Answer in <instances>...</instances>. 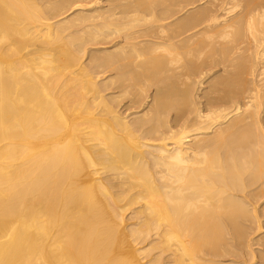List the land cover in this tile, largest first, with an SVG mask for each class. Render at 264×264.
Instances as JSON below:
<instances>
[{
    "label": "bare ground",
    "instance_id": "1",
    "mask_svg": "<svg viewBox=\"0 0 264 264\" xmlns=\"http://www.w3.org/2000/svg\"><path fill=\"white\" fill-rule=\"evenodd\" d=\"M195 1L0 0V264L256 259L264 0ZM188 61L223 65L204 108Z\"/></svg>",
    "mask_w": 264,
    "mask_h": 264
},
{
    "label": "rangeland",
    "instance_id": "2",
    "mask_svg": "<svg viewBox=\"0 0 264 264\" xmlns=\"http://www.w3.org/2000/svg\"><path fill=\"white\" fill-rule=\"evenodd\" d=\"M109 1H111L112 2V4H111V2H109ZM119 1H122V0H101V2L97 5V6H99V12H102L103 10H104V12H106L107 10H108V8H109V6H113V5H115V3L117 4ZM135 1H137V0H135ZM198 0H196L195 2L196 3H192V5L191 4H189V5H184L185 7H186V9L185 8H183V10H185V11H182L180 14H177L178 16H174L175 18H177V17H180V16H184V15H188V14H192V13H195L196 12V10H201V9H203V7L205 8V6L206 5H209L210 6V0H199L198 2H197ZM229 2V3H232V1H230V0H226V2ZM209 2V3H208ZM227 2V3H228ZM101 4V5H100ZM201 4V5H200ZM204 4V5H203ZM195 5V6H194ZM232 5V4H231ZM107 6H108V8H107ZM194 6V7H193ZM200 6V7H199ZM191 7H193V8H191ZM196 7H197V9H196ZM206 7H208V6H206ZM229 7V6H228ZM103 8V9H102ZM106 8V9H105ZM189 8V9H188ZM193 9V10H192ZM196 9V10H195ZM102 10V11H101ZM186 10L188 11V13L186 12ZM238 13H239V11L238 10H236ZM184 12H185V14H184ZM189 12H191V13H189ZM220 12H222V11H218L217 12V14L219 15V17L220 16H222L223 14H219ZM233 13L234 15H235V17L238 15V13ZM70 13V12H69ZM68 13V14H69ZM222 13H225V12H222ZM184 14V15H183ZM107 15V14H106ZM225 15V14H224ZM224 15L222 16V17H220V18H222L221 20L223 21V20H225V21H229L231 18H233L234 17V15H231V17L227 14V15H225L226 17H225V19H223L224 18ZM65 16H67V14L65 15ZM233 16V17H232ZM228 17H229V19H228ZM234 17V18H235ZM226 19H228V20H226ZM167 22V21H166ZM172 21H168L167 23H171ZM149 25H153V24H149ZM148 25V26H149ZM190 33V32H189ZM144 39V38H143ZM113 44H111V43H105V42H101L100 44H96V45H89V46H87V51H88V53L90 52V54H88V53H86L87 55H85L86 57H84V60H85V58H86V62L90 59V58H88V56H90V55H94V53H95V56H96V54H98V56H99V53H100V55L103 53V52H110L112 49H110V47L112 46ZM106 47H108V48H106ZM96 48V49H95ZM103 48V49H102ZM190 49H191V47H189ZM189 48H184L182 51V53H184V55H186V54H188V53H186L185 52V50H190ZM95 49V51H93ZM98 49H100V50H102L101 52H100V50H99V52L98 51H96V50H98ZM192 49H193V47H192ZM194 50V49H193ZM93 52V53H92ZM188 56V55H187ZM88 58V59H87ZM191 61V60H190ZM190 61H188L190 64H188V65H192V67L191 68H193V70L195 71L194 72V74H195V76L193 75L192 76V79H193V81H194V83L195 84H193V86H192V94H193V96L195 97V99H197L196 101L200 104V106H201V108L203 107L204 108V106H205V104H206V98L208 97V95L210 94H208V92H210V90H211V88L215 85V82H217L218 80H216L215 79V81H214V78H218V76H220L221 74H223V71H224V69H223V65H219V66H209L208 68L206 67V66H208L207 64H208V61H206L205 63H206V65H205V68H204V64L205 63H202V64H200V66H202L201 68H200V66L198 65H196L195 66V64H194V62L193 63H191ZM203 61H205V59L203 60ZM201 63V62H200ZM193 64H194V67H193ZM183 66H181V68H182ZM133 68V67H132ZM132 68H129V69H132ZM197 69V71L198 72H196V69ZM199 68H200V70H199ZM185 70V67L184 68H182V70H179V71H181L180 72V74H178L177 73V75H178V80H177V83H178V89L179 90H182L181 88H182V86L180 85V83H183L182 82V80L184 81V77H185V75H186V72L184 71ZM203 72V73H202ZM193 73V72H192ZM197 73V74H196ZM184 74V75H183ZM109 75V76H108ZM179 75H180V77H179ZM225 76V73H224V75H223V77ZM105 79V78H107V80H110V79H112L113 78V76H112V74L110 73V72H107V73H105L104 74V76L102 75L101 77H99L98 78V80H103V79ZM180 78V79H179ZM220 78H222V76H220ZM155 90V87H152L151 89H150V91H149V93L153 96L154 95V91ZM107 93V92H106ZM124 109H121V111L120 112H122ZM173 116V113H171L170 114V116H169V118H171ZM132 116H130L129 118H131ZM258 210H259V215H260V219H261V221L263 222L262 223V225L264 226V201H262L259 205H258ZM134 209L135 208H131V209H128L127 211H125L124 212V215H123V218H122V224H126L125 226H127V227H130V226H132L133 225V223H136L137 222V220L136 219H133V218H131V216H132V214H133V211H134ZM129 229V228H128ZM262 232L264 233V231L262 230ZM262 232H261V234H262ZM147 245V243H144V244H134V246H132V249L133 250H135L136 251V253L138 252V254L141 252V249L142 248H144L145 246ZM138 249V250H137ZM253 250H254V253H256L257 255H256V259L254 260V261H252V263L251 264H263V263H261V261H264V260H262L263 258H264V254H261L262 252L261 251H263L264 252V247L262 246V247H260V246H258V245H255V246H253ZM256 251V252H255ZM258 252V253H257ZM261 255V256H260ZM141 256V257H140ZM142 256H143V258H142ZM144 257V255L143 254H140L139 255V260H140V262L142 263V264H147L149 261H151L152 259V256H150V257H147V258H145ZM250 264V263H249Z\"/></svg>",
    "mask_w": 264,
    "mask_h": 264
}]
</instances>
